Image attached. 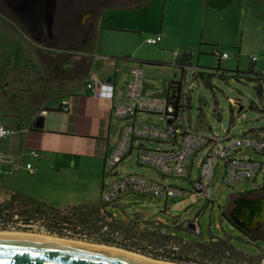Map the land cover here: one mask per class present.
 I'll return each instance as SVG.
<instances>
[{
  "label": "crops",
  "instance_id": "crops-1",
  "mask_svg": "<svg viewBox=\"0 0 264 264\" xmlns=\"http://www.w3.org/2000/svg\"><path fill=\"white\" fill-rule=\"evenodd\" d=\"M179 1L182 12L191 0H165L166 5L171 4L170 6L173 3L179 5ZM198 1L207 10L213 4L219 7L223 3L228 12L224 14L231 17V11L227 8L232 0H224L218 4L214 0H196ZM237 1L233 0L234 3ZM257 3L264 4V1L258 0ZM146 5L128 10H106L101 16L102 38L100 37L99 45H94L93 49L88 47L80 50H70L69 43L64 38H59L58 46L55 38L47 36L42 37L41 42L33 41L24 34L23 29L15 28L13 22L0 9V127L15 132L12 136L0 139V170L3 171L0 178V213H6L2 212L1 207L15 195L30 197L59 210L101 203V191L107 177L105 161L117 145L120 131L125 124L113 114V108L125 96L130 69L140 66L144 72L145 67L160 72V68L171 65L166 64L165 55L170 58L173 53L179 73H173L174 79L169 77L163 93L165 96H162L167 97L170 83L182 81L184 72L193 68V52L202 50L199 44L206 42L214 48L217 47L218 38L210 32L205 36L203 30L199 38L193 41V36L185 40L182 34L176 38L170 35L167 37L162 27L160 32L145 40L143 35L141 38L136 37L139 46L157 47L156 53L151 56H140L137 51L132 52L131 56L110 52L113 47L106 44L104 32L124 29L136 34L139 31L136 26L133 28L129 24L119 27L112 23L116 18H123L134 24L139 15L149 8ZM30 10L32 12L29 11L28 14L34 12V9ZM16 14L19 16L23 11H16ZM223 22L227 24L228 21ZM236 26L239 27V24ZM158 36L162 37L159 45L152 46L147 43L148 39ZM24 40L33 44L32 50L26 53L21 48ZM85 44H88V40ZM241 49L242 47L239 48V53ZM260 50L264 58V47L260 46ZM175 53L178 54L177 58ZM184 56H187L184 63L186 66L180 67L177 63ZM143 62L154 64L143 65ZM257 63L258 61L252 62L253 73L256 72ZM253 75L248 77L255 78L256 75ZM110 78L113 82H108ZM90 83L112 85L113 99L95 97L88 91L87 85ZM149 89L150 86L145 83L146 94ZM63 102L69 103V111L62 110ZM190 111L191 109L189 113ZM146 116L138 115L137 121L148 122L143 118ZM39 117L45 119L44 128L33 129ZM159 123L160 119L157 124ZM189 125L193 130L208 133L199 127L195 128L190 117ZM148 143L152 142L145 141L143 144L146 146ZM140 144L135 143L134 147L138 146L139 149ZM33 151L39 153V156H32ZM242 152L244 151L239 156ZM28 165H32L33 173L28 170ZM252 184L254 187L251 192L254 191L253 196L257 195L254 201L264 199V192L257 191V186ZM237 198L239 203L243 201L242 197ZM117 204L118 208L122 207L121 200ZM242 204L246 207L248 203ZM245 207L243 212L247 213Z\"/></svg>",
  "mask_w": 264,
  "mask_h": 264
},
{
  "label": "rangeland",
  "instance_id": "rangeland-1",
  "mask_svg": "<svg viewBox=\"0 0 264 264\" xmlns=\"http://www.w3.org/2000/svg\"><path fill=\"white\" fill-rule=\"evenodd\" d=\"M123 1L130 2L129 5L133 6L140 0ZM223 1L214 0V3L218 4ZM255 1L238 0L237 3H234L232 0L227 8L231 11V17H227L228 15L224 13L228 12L224 9L223 3L219 7L213 4L212 8L207 10L202 2L191 0L181 12L180 1L179 5L173 3L174 5L170 6V2V5H166L165 0H149L146 5L149 8L139 15L134 24L126 22L123 18H116L112 23L119 27L129 26L130 24L133 28L138 27L137 30L139 31H136V34L124 29L106 31L104 32L106 44L113 47L110 52L131 56L132 52L137 51L138 55L146 57L156 53L157 47L139 46L136 37L141 38V35H143L142 37L145 40L150 35L160 32L162 27H164L163 30L167 37L170 35L172 38H176L182 34L185 40L191 39L193 36V41L195 38H199V34L203 30L205 36L210 32L211 35L218 38L217 47L214 48L206 42H203L202 45L199 44L202 50L195 49L191 64L205 77L208 73L213 76L210 79L199 77L192 80L190 84L192 92L189 117L195 128L199 127L200 130L213 133L219 137L227 135L239 137L243 134L255 137L264 132V82L259 83L254 80V77H251V79L248 77L250 76L248 74H250L252 68L253 58L258 61L256 72L253 74H256V77H258L257 75H264V58L260 53V46L264 47V34L262 33L264 31V4L257 3L258 0ZM29 11L31 10L24 9V13L18 17H14L10 13L6 18L13 22L15 28L23 29L24 34L30 36L35 42H41V38L46 36L54 39L56 37L54 36L56 32L54 30L55 24L53 25L49 18L40 16L39 12L36 13V11L25 16ZM62 12L63 10H60L59 13L61 14L55 22H57L56 25L58 19L62 22L61 32L65 35L67 43L77 45L74 50L87 49L88 47L93 49L94 45L95 47L99 45L102 38L101 15L97 14L93 17L92 10H82L81 8L68 10L66 13L68 17H64ZM223 21L228 22L226 24ZM49 23L52 24L50 29ZM106 23L108 24V22ZM236 24H239V27ZM86 40H88V44L84 45ZM240 47L242 49L239 53ZM21 48L26 53L32 50L33 44L24 40ZM224 53L228 54L229 59H221V54ZM171 55L170 58L165 55L166 64L171 65L160 68L159 70H162L160 72H154L151 68L145 67V80L150 86L147 95L160 94L165 96L163 93L166 90L169 77L172 76L171 79H174L173 73H179L178 67L175 66L173 53ZM124 58L127 57H122V59ZM219 66L220 71H217ZM231 100L234 102L232 103ZM143 118L152 123L159 121V117L156 115H147ZM146 146L161 150L168 148L166 145L156 143H148ZM137 150L138 146H135L130 159L121 164V175L134 174L161 181L166 185L184 190L185 195L179 199L169 201L135 194L123 196L120 198L122 207L112 211L117 220L133 219L136 214H139L142 216V220L148 223L161 224L162 232L167 235L196 242H208L211 239L227 236L231 237L237 250L249 256H259L264 252V239L253 241L245 237L225 216L227 214L230 219L233 217V211H236L238 207L235 201L237 197L255 200L254 198L245 197L254 187L252 182L244 181L232 186L224 185L223 170L220 168L216 172L214 182L210 187L211 199L207 200L204 197L195 195L193 185L199 178L201 155L195 159L193 167L188 169L184 178L174 179L163 178L156 170L138 165L136 162ZM240 157H247L256 161L264 160L261 156L249 151L242 152ZM261 181L262 179L258 178L259 185ZM111 182V177L107 176L105 185ZM195 218L199 219L201 236L196 235L193 231H187L188 225ZM176 221L180 223H177V225ZM41 225L37 223L29 227L18 224L13 225L9 230H0V233L68 240L83 244L88 243L85 245L93 244L91 246L94 247L105 246L78 237L61 238L54 236L48 232L46 227L44 228L47 232L41 231L40 227L43 226Z\"/></svg>",
  "mask_w": 264,
  "mask_h": 264
},
{
  "label": "built area",
  "instance_id": "built-area-1",
  "mask_svg": "<svg viewBox=\"0 0 264 264\" xmlns=\"http://www.w3.org/2000/svg\"><path fill=\"white\" fill-rule=\"evenodd\" d=\"M161 42V36L147 40L152 46H157ZM174 56L177 58L178 54L175 53ZM228 58V54H221V59ZM256 61L255 58L252 59L253 63ZM129 73L130 80L126 86L125 96L113 108V114L125 124L120 131L117 145L105 161V175L114 180L102 188L101 203L116 205L121 197L132 194L164 201L176 200L185 195L184 190L161 181H153L134 174L121 175L120 166L130 159L135 143H141L137 151V164L156 170L163 178H184L188 169L193 167L195 159L201 155L199 178L193 184L196 196L211 199L210 187L220 168L223 170L224 185L232 186L248 181L257 186L256 190L264 191V160L256 161L239 156L241 151H249L264 159L263 134L255 137L245 134L239 137L230 135L219 137L190 127L189 110L192 92L190 84L196 75L194 68L184 72L183 80L179 81L182 84L177 94L180 100L147 95L145 73L140 66L133 67ZM87 88L95 97L113 99L114 88L110 84L90 83ZM62 110L69 111L68 102H63ZM138 115H156L160 123L139 122ZM14 134V131L0 127V139ZM145 141L166 145L168 148L151 149L144 146ZM31 155L38 157L39 153L33 151ZM27 168L33 173L32 165H28ZM2 176L3 171L0 170V178ZM258 178L262 179L260 185L257 182ZM198 223L199 219L195 218L192 222L195 227L193 232L201 236L202 231ZM40 229L47 232L44 226ZM78 233L81 232H66L72 237L85 238Z\"/></svg>",
  "mask_w": 264,
  "mask_h": 264
},
{
  "label": "trees",
  "instance_id": "trees-1",
  "mask_svg": "<svg viewBox=\"0 0 264 264\" xmlns=\"http://www.w3.org/2000/svg\"><path fill=\"white\" fill-rule=\"evenodd\" d=\"M186 57L178 61L180 67L186 66L184 65ZM217 71H220V66ZM248 75H253V72L250 71ZM206 76L196 72L194 79L199 77L210 79L213 75L208 73ZM257 76L254 80L264 82V75ZM181 87L179 81L170 83L167 99L180 100L177 94ZM253 193L254 191L249 192L245 197L257 198ZM1 209L6 213H0V230H9L10 225L30 226L39 223L54 236L70 238L66 232H81L78 234L85 236L82 239L95 244L116 247L155 260L178 264H263L264 261V252L259 256H249L234 247L231 237H219L208 242L188 241L178 236L164 234L161 224L148 223L142 220L139 214L133 219L117 220L112 213L114 209H118L117 204L98 203L59 210L30 197L15 195ZM225 216L245 237L253 241L264 239V225L256 230L244 229L237 227L227 214Z\"/></svg>",
  "mask_w": 264,
  "mask_h": 264
},
{
  "label": "water",
  "instance_id": "water-1",
  "mask_svg": "<svg viewBox=\"0 0 264 264\" xmlns=\"http://www.w3.org/2000/svg\"><path fill=\"white\" fill-rule=\"evenodd\" d=\"M51 26L52 24L49 23V29ZM108 82H113V79H108ZM44 122L45 119L39 117L33 125V129L42 130L44 128ZM263 200L264 199L249 201L244 199L242 202L254 205ZM232 220L237 227L244 229L256 230L261 224H264V220H258L254 223V227L244 226L239 222L236 213L233 214ZM187 229L194 231L195 227L190 223ZM105 247L114 250L94 248L44 238L0 235V264H160L133 256L140 255L148 258L141 254L106 245ZM152 260L167 264H178L155 259Z\"/></svg>",
  "mask_w": 264,
  "mask_h": 264
},
{
  "label": "flooded vegetation",
  "instance_id": "flooded-vegetation-1",
  "mask_svg": "<svg viewBox=\"0 0 264 264\" xmlns=\"http://www.w3.org/2000/svg\"><path fill=\"white\" fill-rule=\"evenodd\" d=\"M149 0L139 1L136 2L133 6H130V2L123 1V0H0V9H2L3 13L7 16L13 14L14 17H18L16 14V11H23L24 9H34V12H39L40 16L49 18L53 25L55 26L54 30L55 32V39H56V45L58 46V40L59 38H64L65 35L61 32L62 28V22L58 19V24L56 18L60 16L61 13L60 10H63L62 14L64 17L67 16L68 10L73 9H88L92 10L93 17L95 15H103V13L106 10H128L131 8H137V7H143L148 3ZM51 12V15H50ZM24 13V12H23ZM28 14V12H27ZM68 17V16H67ZM69 49L74 50V48L77 47L76 44H69ZM251 198V197H249ZM243 199V198H242ZM244 200V199H243ZM247 200V199H245ZM249 200V199H248ZM256 200V199H255ZM238 204V207L236 211H233L234 213H237L239 210V200L238 198L235 200ZM253 201V200H249ZM241 202V201H240ZM264 225V224H261ZM260 225V226H261ZM259 226V227H260ZM258 227V228H259ZM252 230V229H251Z\"/></svg>",
  "mask_w": 264,
  "mask_h": 264
},
{
  "label": "bare ground",
  "instance_id": "bare-ground-1",
  "mask_svg": "<svg viewBox=\"0 0 264 264\" xmlns=\"http://www.w3.org/2000/svg\"><path fill=\"white\" fill-rule=\"evenodd\" d=\"M264 201H262V203H257V204H250L248 203L245 207L244 204H242L243 202H240V209L239 211L236 213V216L238 217V220L241 224H243L244 226H251V227H254V223L256 221H263L264 220V204H263ZM247 210V213H244L243 212V209ZM246 212V211H245ZM0 235H18V236H27V235H23V234H2L0 233ZM27 237H38V236H32V235H28ZM38 238H41V237H38ZM43 238V237H42ZM44 239H50V240H54V241H60V242H66V243H72V244H78V245H85V244H88V243H79V242H73V241H68V240H56V239H52V238H44ZM93 244H90V245H85V246H89V247H94V246H91ZM99 246V245H97ZM94 248H100V249H108V250H114V249H111V248H108V247H105V246H99V247H94ZM137 258H140V259H143V260H146V261H150V262H155L157 263L158 261H154V260H149L145 257H142V256H139V255H133ZM160 263V262H159ZM160 264H167V263H164V262H161Z\"/></svg>",
  "mask_w": 264,
  "mask_h": 264
}]
</instances>
